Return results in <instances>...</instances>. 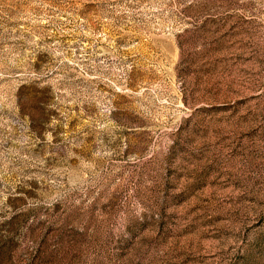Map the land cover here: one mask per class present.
Instances as JSON below:
<instances>
[{"label": "rangeland", "instance_id": "1", "mask_svg": "<svg viewBox=\"0 0 264 264\" xmlns=\"http://www.w3.org/2000/svg\"><path fill=\"white\" fill-rule=\"evenodd\" d=\"M0 264H264V0H0Z\"/></svg>", "mask_w": 264, "mask_h": 264}]
</instances>
